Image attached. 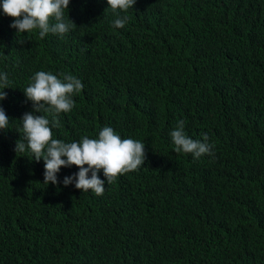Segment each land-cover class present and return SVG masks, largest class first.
I'll list each match as a JSON object with an SVG mask.
<instances>
[{
	"label": "trees",
	"instance_id": "obj_1",
	"mask_svg": "<svg viewBox=\"0 0 264 264\" xmlns=\"http://www.w3.org/2000/svg\"><path fill=\"white\" fill-rule=\"evenodd\" d=\"M108 7L70 0L76 27L43 39L0 9V264H264V0H137L123 28ZM38 71L84 85L54 138L108 126L145 144L144 166L100 196L63 185L75 165L43 183V159L14 151ZM180 120L214 155L174 150Z\"/></svg>",
	"mask_w": 264,
	"mask_h": 264
},
{
	"label": "clouds",
	"instance_id": "obj_2",
	"mask_svg": "<svg viewBox=\"0 0 264 264\" xmlns=\"http://www.w3.org/2000/svg\"><path fill=\"white\" fill-rule=\"evenodd\" d=\"M136 2L137 0H107L108 6L117 16L113 21L115 28L126 25L129 17L120 16V12L127 13ZM69 4L70 0H0V9L13 18L10 27L16 29L17 33L39 30L41 39L49 33L63 38L76 27L69 18L65 19V9H69ZM61 75L63 79L52 72L38 71L32 76L29 86L23 90L27 99L32 102L33 111L26 112L21 118L23 140L16 142L14 151L17 154L29 151L36 162L43 159V183L47 185L59 184L57 174L61 168L75 165L79 171L65 176L63 185L67 187L74 184L76 189L83 192L91 190L97 196L103 195L105 182L111 184L119 175L144 166L147 159L145 144L132 138L122 139L108 126L100 130L98 138L83 136L79 141L73 142L54 138L53 129L61 127L59 114L72 111L75 106L73 96L84 88L77 77ZM11 85L12 81L7 73H0V101L7 98V93L3 90L12 88ZM9 123L10 118L0 106V130L8 129ZM184 129L185 122L180 120L170 132L176 152L190 153L195 159L206 154L214 155V145L208 142L207 134L202 141L194 140ZM101 170L105 179L98 175Z\"/></svg>",
	"mask_w": 264,
	"mask_h": 264
}]
</instances>
